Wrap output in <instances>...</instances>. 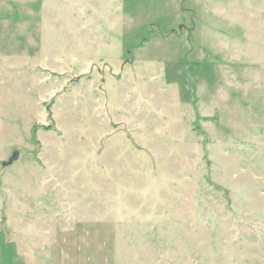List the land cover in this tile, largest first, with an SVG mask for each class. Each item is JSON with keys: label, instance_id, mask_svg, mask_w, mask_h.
Instances as JSON below:
<instances>
[{"label": "rangeland", "instance_id": "374dc122", "mask_svg": "<svg viewBox=\"0 0 264 264\" xmlns=\"http://www.w3.org/2000/svg\"><path fill=\"white\" fill-rule=\"evenodd\" d=\"M0 246L264 264V0H0Z\"/></svg>", "mask_w": 264, "mask_h": 264}, {"label": "crops", "instance_id": "0c3cea01", "mask_svg": "<svg viewBox=\"0 0 264 264\" xmlns=\"http://www.w3.org/2000/svg\"><path fill=\"white\" fill-rule=\"evenodd\" d=\"M87 244V246L85 247V248H87L88 249V245H90L89 243H86ZM67 245H70V243H68ZM76 245V244H75ZM72 247V249L74 250V247H73V245L71 246ZM3 250V248L0 246V252ZM86 251H85V249H84V255H78V256H76V257H79V258H87V261L86 262H82V261H84L83 259H76V260H73V261H71L70 260V255L68 254V256H67V259H64V258H61L62 260H58V259H56V258H58V257H56L55 259H54V262H53V264H89L90 263V257L89 256H86ZM89 258V259H88ZM24 262H19V264H23ZM0 264H8V263H5V261L3 260V259H1V254H0ZM11 264H17V260L14 258H12L11 259ZM96 264V263H95Z\"/></svg>", "mask_w": 264, "mask_h": 264}, {"label": "water", "instance_id": "95a60500", "mask_svg": "<svg viewBox=\"0 0 264 264\" xmlns=\"http://www.w3.org/2000/svg\"><path fill=\"white\" fill-rule=\"evenodd\" d=\"M19 155H20L19 151H14L12 156L9 158V160L6 162H3V166L5 167L8 165H11L16 159H18Z\"/></svg>", "mask_w": 264, "mask_h": 264}]
</instances>
